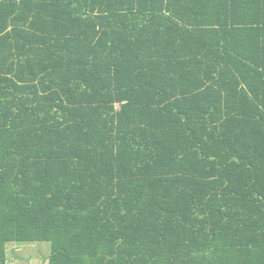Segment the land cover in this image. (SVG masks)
<instances>
[{
    "label": "trees",
    "instance_id": "1",
    "mask_svg": "<svg viewBox=\"0 0 264 264\" xmlns=\"http://www.w3.org/2000/svg\"><path fill=\"white\" fill-rule=\"evenodd\" d=\"M32 242L264 264V0H0L2 264Z\"/></svg>",
    "mask_w": 264,
    "mask_h": 264
},
{
    "label": "rangeland",
    "instance_id": "2",
    "mask_svg": "<svg viewBox=\"0 0 264 264\" xmlns=\"http://www.w3.org/2000/svg\"><path fill=\"white\" fill-rule=\"evenodd\" d=\"M7 250L11 264H47L51 244L49 242L10 243Z\"/></svg>",
    "mask_w": 264,
    "mask_h": 264
},
{
    "label": "built area",
    "instance_id": "3",
    "mask_svg": "<svg viewBox=\"0 0 264 264\" xmlns=\"http://www.w3.org/2000/svg\"><path fill=\"white\" fill-rule=\"evenodd\" d=\"M2 262H3V261H2V258H1V256H0V264H2ZM5 263H8V262L6 261Z\"/></svg>",
    "mask_w": 264,
    "mask_h": 264
},
{
    "label": "crops",
    "instance_id": "4",
    "mask_svg": "<svg viewBox=\"0 0 264 264\" xmlns=\"http://www.w3.org/2000/svg\"><path fill=\"white\" fill-rule=\"evenodd\" d=\"M7 252H8V250H7ZM8 254V253H7ZM10 257V256H9ZM10 259H11V257H10Z\"/></svg>",
    "mask_w": 264,
    "mask_h": 264
}]
</instances>
